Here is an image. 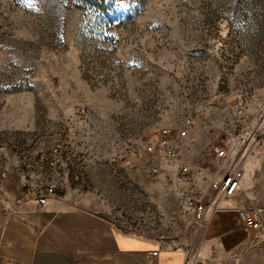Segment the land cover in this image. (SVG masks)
<instances>
[{"label":"rangeland","instance_id":"rangeland-1","mask_svg":"<svg viewBox=\"0 0 264 264\" xmlns=\"http://www.w3.org/2000/svg\"><path fill=\"white\" fill-rule=\"evenodd\" d=\"M239 94L257 125L264 0H0V208L52 187L125 233L196 249L185 197L231 166L216 152L241 126ZM187 119L178 182L145 147ZM58 144L56 164L42 163Z\"/></svg>","mask_w":264,"mask_h":264},{"label":"crops","instance_id":"crops-1","mask_svg":"<svg viewBox=\"0 0 264 264\" xmlns=\"http://www.w3.org/2000/svg\"><path fill=\"white\" fill-rule=\"evenodd\" d=\"M256 123L251 115L248 126ZM230 137L227 158L231 166L242 159L244 173L231 196L217 197L208 186L196 197L205 204L196 249L125 233L91 208L50 195L43 205L25 199L0 208V264H264V140ZM245 208L258 212V227H243Z\"/></svg>","mask_w":264,"mask_h":264},{"label":"built area","instance_id":"built-area-1","mask_svg":"<svg viewBox=\"0 0 264 264\" xmlns=\"http://www.w3.org/2000/svg\"><path fill=\"white\" fill-rule=\"evenodd\" d=\"M247 97L243 94H239L234 101L235 113L240 123L239 128L228 127L225 133L228 136H232L240 142H244L249 137L256 141L264 140V117L259 123L251 129L248 124L251 119V113L247 106ZM191 127L192 122L190 119L185 120L184 128L179 129L176 133L171 128H162L154 132L147 145L145 147L146 152L157 154L166 165L170 167H176L175 179L178 182L184 181L186 176L189 174V165L187 163H179L181 158L180 147L178 144L180 141L191 140ZM60 145H55L52 151L47 155L43 154L40 156V161H51V164H56L55 156L60 151ZM228 152L219 148L216 152L217 157L224 159L228 157ZM138 156L137 151L133 150L129 153L127 165L132 167L134 165L133 160ZM150 174L157 172L156 168L148 170ZM244 173V162L242 159L237 160L230 166L224 174L221 176H215L210 180L209 186L214 190L217 197H228L231 196L239 186L240 180ZM53 193L52 187H46L42 194L35 197V201L39 204H46L48 197ZM185 204L187 208L193 213L195 220L199 221L203 217L205 211V204L198 198L187 195L185 197ZM239 217L242 225L246 229H254L259 226L260 218L259 214L254 209H240ZM158 252L156 250L148 251V255L156 257ZM151 264H157L156 261Z\"/></svg>","mask_w":264,"mask_h":264}]
</instances>
